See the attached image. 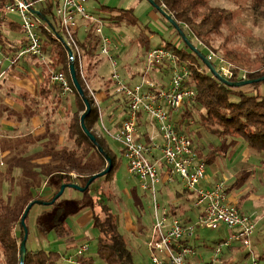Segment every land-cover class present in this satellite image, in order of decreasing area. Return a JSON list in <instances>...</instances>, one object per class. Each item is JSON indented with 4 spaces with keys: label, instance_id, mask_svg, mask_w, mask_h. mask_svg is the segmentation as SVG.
Listing matches in <instances>:
<instances>
[{
    "label": "trees",
    "instance_id": "1",
    "mask_svg": "<svg viewBox=\"0 0 264 264\" xmlns=\"http://www.w3.org/2000/svg\"><path fill=\"white\" fill-rule=\"evenodd\" d=\"M9 1L10 0H0V13L3 14L4 7ZM153 1L159 7H162L163 5L165 6L164 11L167 12L179 24L181 30L187 36L191 44L193 43V41L196 43L195 47L206 58L208 57L210 51H214V53L220 54L219 50L214 47L216 38L224 39L223 43H221L220 45L221 48H225L228 44H230L231 38L224 37V31L226 30V28H228V31L230 32L234 30L235 35L240 34V32L235 28L236 26L234 24V11L225 7L214 6L209 2V0ZM230 1H233L236 4L235 0ZM248 1V9L252 11L254 17H264V0ZM55 11L56 4L51 2L37 14L41 20V23L39 25V33L43 42V50L45 54V60L39 61L42 64H46L47 58L51 60V62L49 61L48 65L54 64L56 66V68L51 73H46V76H44L46 81H52L53 75L57 73H62L67 77L72 89L71 93L64 94L62 88L58 84L56 85L59 86L60 93L63 97H75L77 111L72 113L70 110L67 114V118L69 120V139L73 141V149L71 151H65L63 154H58L60 157H62L66 164L64 166L54 168L55 171H58V174H56L57 176L54 175L53 180L59 181L57 183H60V185H71L69 182L71 173H79V178H82L86 185L94 175L90 172L89 176H84L85 171H94L93 173L103 172V170L99 169L100 167L94 168V156H98L102 161V164L106 165L107 169L108 163L105 158V155H107L111 159L112 169L103 177L106 179L105 181L109 182L111 180L112 174L117 167V162L116 158L111 155L110 150L107 148L105 140L99 137L95 131V127L98 124L101 115L99 111V103L97 104L91 95V92L94 93L91 86L92 80H95L97 82H100V85L104 88L103 90L105 92H108L110 91L111 86L115 85V83L112 79L106 82L105 79L101 78L97 73V70L102 63V58L106 59L103 56L99 57L97 55V51L100 45V38L96 34L97 25H90L86 27L84 23H81L79 29L75 32V38L82 55L84 78L80 73L79 59L76 56L74 59V67L77 80L84 91L83 97L78 92L72 81L70 73L71 60L69 49L61 40L62 38H60L59 36L60 34L56 26L58 22H56ZM99 11L100 12L97 13V17L103 22L104 25L107 26L119 27L123 25L122 23H124L125 21H129L130 23L133 22V20L128 17L129 15H134L133 10H116L115 8L102 6ZM114 12L119 13V15L113 14ZM51 16L54 22L50 21ZM14 25L15 24L13 22H4L3 27L9 26L11 28V26ZM82 26L84 27L85 32V39L83 40H81L79 36V32ZM15 28L16 31L22 32L23 34L20 24L18 26L16 25ZM178 35L180 34L178 33ZM184 44L185 48L183 49L178 48L177 46H174L172 44L166 45L165 48L174 53L178 57L179 63L188 69L189 76L186 86L195 92V100L185 103L181 112L175 115L174 121L177 125V130L180 133L187 135L192 140L196 158L200 161L205 162L207 166V164L212 161V157L220 155L218 150L215 153L210 152L205 157L202 156V151L197 148L198 142L196 145L193 138L195 136V139H198L199 141L202 136V131L207 132L208 134L222 140V145L229 141L237 142L241 140L254 153L258 154L259 156L264 155V81L261 80L256 82V80L264 77V63L262 68L255 71L247 70L243 75H239L237 73L233 74L232 77L225 78L229 82L233 83L247 80H252L255 82L240 88L230 87L224 83H221L209 71V69L199 58V56L195 54L185 42ZM24 46L25 40H23L20 50H22ZM0 47L6 55V51H8L9 48H7V45L4 44L3 40H0ZM188 48L191 51H189ZM20 50H17L18 52L13 56V58L18 55ZM118 54L116 55L117 58H119ZM226 54L227 56L221 54L222 58L219 55H216L218 56V58L223 59L226 64L231 63V65L237 66L238 68L232 67V70L234 72L239 70V68L242 66V63H245V60L234 51H227ZM31 59L38 60L36 58ZM261 60L264 61V56L261 58ZM216 62L218 63V59L214 62H211L214 67L218 66ZM201 68L204 70V72H201ZM161 69L158 70L162 71ZM100 91V89L95 90L96 93ZM95 96L97 98V95ZM123 98L127 103L124 115L125 118L127 114L128 101L124 96ZM85 99L88 100L91 106V112L85 119V125L89 132L96 137L97 144H95L86 135L81 126V116L87 111ZM138 122L139 129L148 125V121L145 118L144 114H140ZM142 137L148 139V134L146 132H143L142 134H140L139 138ZM98 147H101L104 152L101 153ZM90 164H92L93 167L88 168ZM168 173L169 175H171V177H179L178 175H172L169 169ZM1 177L2 174L0 173V178ZM99 178L100 177H98L97 179ZM136 178L138 179V177ZM179 178L182 179L181 177ZM97 179H95L92 184L87 189H85L84 192H82L86 197H88L91 186L96 182ZM185 191L190 192L195 196V203V193L187 189H185ZM225 192L227 194V189L225 190ZM145 193L148 194L149 192L145 191ZM149 194L152 196L151 193ZM53 200L54 198H52L49 202L41 201L45 203V205L51 207V211L49 213H43V215L39 217L37 228L44 235H48L49 233L54 232L59 238L69 240L71 232L67 220L72 215L71 210L63 204L60 205L58 202L60 199H57L54 203H52ZM38 201V199L26 201L24 203H22L23 201H17L14 204L10 205L4 200L0 199L1 264H20V247L25 236L24 227L21 223L22 217L27 207L31 203L34 204V207L36 204H38L36 203ZM84 203L85 201H75L74 206H76L75 208H77L76 210H78V212H80L84 207L87 206L91 207L94 210V224L99 231V236L96 241V253L102 263L136 264L133 260L132 252L128 247V242L119 230L118 220L116 215L113 213L112 208L102 200L99 202L98 206H95L94 204L90 206V203H85L84 205ZM97 207L99 208V211ZM101 214L103 215V218ZM166 215L168 216V214ZM28 216L25 220L26 226ZM168 217L175 218L173 216ZM15 225L20 226L21 237H18L15 233ZM183 241L181 242V244H183ZM50 250H27L24 264H62V258L67 260L66 258H64V254L62 256V253L55 250ZM70 264H95V262L93 257L87 256L85 253L81 256H75L74 263Z\"/></svg>",
    "mask_w": 264,
    "mask_h": 264
},
{
    "label": "rangeland",
    "instance_id": "2",
    "mask_svg": "<svg viewBox=\"0 0 264 264\" xmlns=\"http://www.w3.org/2000/svg\"><path fill=\"white\" fill-rule=\"evenodd\" d=\"M120 1L114 0L113 4L109 6L112 8H127L132 6L134 17L132 15H129L128 17H130L133 22L130 23L129 21H125L122 23L123 25L119 27L104 25V33L111 38L119 39L122 44L121 57L117 58L118 71L122 83L129 84L131 81V73L134 72L137 77L134 79V82L137 84L141 82V76L145 70V54L149 50L158 47H165L168 44H172L183 49L185 48V44L182 37L178 35L176 28L147 0H135L134 3H132V0H129L128 3H126L127 0H122L123 2L118 5ZM235 1L236 4L230 0H209V2L214 6L225 7L234 11L235 28L240 32V34L235 35L234 30L230 32L228 31V28H226L224 31V37L231 38L230 44H228L225 48H221L220 45L223 43L224 39L216 38L214 47L219 50L220 54H216L220 57L222 56L221 54L227 56V51H234L241 56L245 60V63H242V66L240 65L242 68L240 67L239 70L235 72L232 68L231 70L232 73L234 72L233 74L238 73L239 75H243L247 70L255 71L263 66L264 61H262L261 58L264 56V17H254L252 11L248 9V0ZM103 5L104 0H91L86 3L85 7L87 11L90 9V12L97 14V12H100L99 9ZM2 16L3 14L1 13L0 18ZM10 17H14L19 21L16 16ZM50 21L54 22L52 16L50 17ZM56 26L58 30V23ZM59 31L62 34L60 24ZM84 33V31L80 30L79 36L81 40L85 39ZM192 45L195 46L196 43L193 41ZM189 51L191 50L189 49ZM97 55L99 57L101 56L99 51H97ZM228 64L231 65V63ZM231 66H233V68H238L234 65ZM42 67H44V64L40 63V69ZM42 70H39V72H42ZM161 70L162 71H152L149 79L163 86L168 85L173 77L172 70L169 67H163ZM200 70H202L201 72H204L202 68ZM98 74L100 77L104 78L106 82L112 79L113 70L111 68V63L107 59L102 58ZM93 83L92 86L94 87L91 86V88L95 95H97L95 90L99 84L97 81H93ZM104 94L107 99H105L102 94L97 96L101 118L96 127L98 129V134H100L99 136L105 140L111 155L116 158L117 167L109 182L105 181L106 179L104 177H100L96 180V182L91 186L88 197L81 192L83 195L82 198L75 200L69 195L70 190L75 189L66 188L58 202L60 205L63 204L71 210V218L69 217L68 220H70H67L68 226L71 227V219L75 218L72 216L79 213L78 210H76L77 208H75L76 206H74L75 201H85V203H90V206L92 204L98 206L101 200L104 201L112 208L113 213L117 217L119 230L128 242V247L132 252L134 262L136 264H152L151 254L148 249V242L152 238L154 229V200L149 193L146 194L141 188L140 181L136 177L130 175L128 171V163L126 159L121 156L123 147L113 137V134L117 132V130H114L113 125L119 122L122 116L124 117L127 103L123 96L116 94L115 85L111 86L110 91H104ZM75 101V97L70 96V107L72 113L77 111ZM103 123L105 127L106 125L109 127L110 134L103 129ZM68 124L69 123H67V125ZM141 129L142 132H146L147 130L146 127ZM148 130L153 132L154 136L158 135L155 129L149 127ZM68 135L69 131H66V138H69ZM159 138L160 137L157 138L158 144H161V140ZM193 138L195 144L197 145L198 142L199 145H203L204 149L208 153H215L219 150L220 156L218 158L220 159L219 162L221 163V167H217L215 163H209L206 166V172H208L211 180L218 183L223 182L226 188L228 187L234 190V195L237 197V200L242 203L240 210L241 213L250 218L256 224V231L251 239V247H243L240 244H234L239 248L234 247V250H228L229 248L223 247L221 248V254L218 257L215 256L212 249L218 247V242L220 240L222 241L228 239L232 234V230H229L225 226H221L217 230L197 227L193 238L195 240L193 242V247L196 252V264H251L253 260H256L258 264H264V177L261 176L260 171L255 173L256 175L252 176L253 178L251 177L253 174L250 173H247L244 176V172L254 170L258 167V165H261L260 159H264V156L262 155L260 159L254 156L250 161L246 162L244 161L245 156L242 155L244 151L243 148H238L233 151L232 147L228 148L227 146L228 149L226 153V148L224 144L222 145V140L203 131L199 141L198 139H195V136ZM227 144H230V141L227 142ZM205 150L204 152L206 153ZM93 164L94 168L100 167L99 169L103 171L106 169V165H103L100 158L96 155L94 156ZM90 167H93L92 164L88 166V168ZM4 169L5 167H0V171H3ZM90 172L94 176L99 174L93 173L94 171L87 170L85 171L84 176H89ZM238 174L239 178H237ZM53 177L54 176L51 177V182L54 186V193H52V196L55 198V196L59 194L62 185L57 183L59 181L53 180ZM174 177L177 176H173V178ZM49 182L50 181L47 183ZM69 182L70 184H76L83 188L88 184L87 183L85 185L83 179L79 178V173L71 174ZM178 182L180 183L179 177H177V181H175L172 185L165 187L162 184L158 187L156 200L161 209L160 216H162V214L166 215L173 209H178V207H181L183 211H187L189 212L188 214L192 215V212H190L192 210L191 204L186 201L185 197L178 194L180 191L181 193L183 192L182 186ZM3 183L5 184L6 182L0 181V189L4 186ZM5 186V189H8L6 193L10 194L9 191L11 185L8 184ZM15 189L16 185L14 186V191ZM12 194H10L11 197H13ZM183 194L184 193H182V195ZM1 196L0 192V199L2 198ZM47 199L50 198H46V201L44 202H49L52 198L50 200ZM11 201L13 203L7 200L5 202L10 205L14 204L15 200L13 198ZM97 209L99 211L98 207ZM50 211L45 213H49ZM42 215L43 214L40 216ZM177 215L180 219L185 218V216L182 217L180 213ZM101 216L103 218L102 214ZM71 224L73 226V221ZM14 227L17 236L21 237L20 226L15 225ZM48 238V241L51 244H54V238L56 239L57 237H55L52 233V235ZM65 242L66 240H62V242L56 243V245L50 248V251H59L58 244H65ZM26 247L27 250H29L27 245ZM96 249V241L91 242V253L95 264H103L97 256ZM62 264L70 263L62 258Z\"/></svg>",
    "mask_w": 264,
    "mask_h": 264
},
{
    "label": "built area",
    "instance_id": "3",
    "mask_svg": "<svg viewBox=\"0 0 264 264\" xmlns=\"http://www.w3.org/2000/svg\"><path fill=\"white\" fill-rule=\"evenodd\" d=\"M90 0H56V19L62 30L59 31L61 40L71 52L70 60L74 64L75 56L79 59L80 73L84 78L82 55L75 38V32L81 23L86 27L97 25L96 34L100 38L99 53L110 63L113 70L112 80L116 86V93L123 95L128 101L126 117L121 127L113 134L114 139L123 147V156L128 163V171L138 177L141 188L152 194L155 208V226L153 237L148 243L152 264H187L189 256L195 255V249L181 244L186 238L195 235L197 227L217 230L221 226L232 230L228 239L222 240L215 248L214 254L218 257L221 248H231L234 244L251 247V239L256 231V224L244 216L236 205L228 203L223 182L215 184L210 189L201 187L206 179V164L196 158L192 140L177 130L174 117L183 109L185 103L195 100V92L186 86L188 69L179 63L178 57L165 47L151 49L145 56V70L140 83L123 84L118 71L116 55L120 52L122 44L119 39H114L104 33V24L96 16L89 13L86 3ZM163 10L165 6L161 7ZM34 4L27 0H10L4 7L3 18L0 22V33L4 22L9 16H16L23 31L25 46L15 58L10 59L13 66L24 58L45 60L43 42L39 33L41 23ZM0 67L8 59L0 47ZM207 59L214 62L218 59L217 72L223 78L233 76L231 68L216 53L210 51ZM229 66V67H227ZM169 67L173 77L168 85H160L149 79L152 71ZM227 67V68H226ZM233 69V68H232ZM52 82L58 84L64 94L72 92L67 77L62 73L54 74ZM92 97L97 102L93 92ZM144 114L149 127L156 130L161 139V144L155 137H150L148 142L137 139L140 136L139 116ZM103 129L109 133L104 126ZM110 134V133H109ZM159 151L161 158L172 175H178L184 181L187 190L196 195L195 207L201 212L194 223L184 224L177 218L167 215L159 216L160 206L157 204V186L161 182L158 171V161H152L154 152ZM89 244L84 243L79 248L77 256L85 254ZM73 260L71 263H74ZM251 264H258L253 260Z\"/></svg>",
    "mask_w": 264,
    "mask_h": 264
},
{
    "label": "crops",
    "instance_id": "4",
    "mask_svg": "<svg viewBox=\"0 0 264 264\" xmlns=\"http://www.w3.org/2000/svg\"><path fill=\"white\" fill-rule=\"evenodd\" d=\"M27 1L34 4V8L37 12L41 11L49 3L56 2V0ZM132 1L131 2L134 3L135 0ZM113 2L114 0H104L103 6L110 7L109 5L113 4ZM122 2L123 1L121 0L118 5ZM128 2L129 0L126 1V3ZM113 8L116 10H133L132 6L127 8ZM88 12L97 16L96 13L90 12V9ZM113 14L119 15L117 12H114ZM2 18L3 16L0 18V22ZM8 22H13L15 25L11 26V28L9 26L3 27L2 32L0 33V40H3L4 44L7 45V48H9V50L6 51L8 59H5L4 64L0 67V167H5L3 171H0L2 174L0 181L6 182L5 184L3 183L4 186L0 189L2 195L1 199L4 201L7 200L11 203H13L11 201L12 198L15 200L14 203L22 200H24L23 202H26L35 199H38L39 202H41L46 201V198H53L52 193H54V186L50 182L51 177L58 173L54 168H58L66 164L62 157L58 154H63L65 151H71L73 149V141L66 138V131L69 130L67 125V114L71 110L70 98L62 96L59 86H57L56 83L51 80H45L44 76H46V73H51L56 68L54 64L48 65L51 60L46 58V64H44V67L41 69V62L31 58H24L13 66L10 64V59H12L18 52L17 50H20L24 36L22 32L16 31L15 27L16 25H19V21L17 19L9 16V20L5 23ZM83 26L80 29L82 31H84ZM121 53L122 52L120 51L118 57H121ZM39 70H42V72H39ZM130 77L131 81L129 84H135L134 79L137 78L136 74L132 72ZM97 83L99 86L96 87V89L101 90L97 93V96L99 94L104 96V88L101 87L100 82ZM105 99H107V97H105ZM123 118L124 117L122 116L120 118L121 120L113 125L114 130H118L120 128ZM105 128L109 130L107 125ZM146 128L148 139L143 137L139 138V136L137 139L148 142L150 137H155L156 142H158L157 138L159 136H154V133L148 130V125H146ZM95 131L99 136L100 134H98L97 127H95ZM142 133V129L140 128V134ZM224 146L226 148V153L229 147H232L233 151L238 148H243L244 151L242 155L245 156L244 161L246 162L250 161L254 156L258 159L261 158V156L254 153L241 140L237 142H230V144L224 143ZM197 148L202 151V156L205 157L209 154L204 149L203 145L201 146L198 144ZM122 152L123 150L121 153ZM121 156L124 158L123 153ZM219 156L220 155L212 157V161L210 163H215L217 167H221V163L219 162L220 159L218 158ZM160 158V152L155 151L152 161H158L157 166L162 179L158 187L162 184L166 187L174 184V182L177 181V177L173 178L169 175L167 166H165L163 162H159ZM260 160L261 165H258V167L254 170L244 172V176L247 173H250L253 174L251 175L252 177L256 175L255 173L260 171L261 176L264 177V159ZM237 178H239V174ZM48 181L50 182L47 183ZM217 183L218 182L211 180L208 172H206V179L201 183V186L204 189H210ZM8 184L11 185L9 192L10 194L13 193V197L6 193L8 189H5V185ZM179 184L182 186V193L184 194L182 195L181 191L178 192V194L185 197L186 201L191 204L192 210L190 212H192V215L188 214L189 212L187 211H183L181 207H178V209H173L170 213H168V216L180 219L177 215L180 213L182 217L185 216V218L180 219L182 222L185 224L193 223L196 221L201 211L195 207V196L192 193L185 191L186 188L182 179H180ZM15 185L16 189L14 191ZM226 189L228 203L236 205L239 210H241L242 203L237 200V197L234 195V190L228 187ZM69 195L75 200H79L83 196L81 192L76 190H70ZM50 208L51 207L45 204H36L32 208L27 219L29 231L27 241L28 249L31 251H48L52 246L56 245V243L66 240L67 243L58 244V252L64 254V258L67 259V262L71 263L75 260V255L84 243L89 244V250L86 252V255L93 257L91 253V242L97 241L99 236V231L94 224V210L88 206L83 208L78 214L72 216L75 218H72L70 222L71 227L69 226V229L71 236L68 240L59 238L54 232L44 235L38 230L37 221L39 216L47 211H50ZM72 221L73 226L71 224ZM52 233L55 237H57L56 239L54 238V244H51L48 241V237H50ZM194 236L192 238H186L183 241V245L193 247V242L195 241L193 239ZM234 247L238 248L237 245H234L228 250H234ZM214 250L215 249H212L213 252ZM187 264H196V255L188 257Z\"/></svg>",
    "mask_w": 264,
    "mask_h": 264
},
{
    "label": "water",
    "instance_id": "5",
    "mask_svg": "<svg viewBox=\"0 0 264 264\" xmlns=\"http://www.w3.org/2000/svg\"><path fill=\"white\" fill-rule=\"evenodd\" d=\"M158 11H160L168 20L169 22L176 28V30L178 31V33L180 34V36L182 37L183 41L188 45V47L195 53L199 56V58L203 61V63L206 65V67L209 69V71L221 82V83H224L230 87H235V88H240V87H244V86H247V85H250L252 84L253 82L255 81H252V80H247V81H242V82H236V83H233V82H229L228 80H226L225 78H223L218 72L217 70L215 69V67L213 66V64L204 56L202 55L199 50L191 44V42L188 40L187 36L184 34V32L181 30L179 24L167 13L165 12L161 7H159L153 0H148ZM38 14V12H36ZM69 55H71V52L69 51ZM70 73H71V77H72V81L76 87V89L78 90V92L81 94V96L84 97V91L81 87V85L79 84L78 80H77V77H76V71H75V67H74V64L71 63L70 65ZM263 80L264 81V77L259 79V80H256V82L258 81H261ZM85 104H86V108H87V111L81 116V126L83 128V130L85 131L86 135L95 143L97 144V141H96V137L91 134L89 132V130L87 129L86 125H85V119L86 117L88 116V114L91 112V106H90V103L88 102L87 99H85ZM99 151L101 153H103V149L101 147H98ZM105 158L107 160V163H108V168L106 170H104L103 172L93 176L91 178V180L88 182V184L86 185V187H80L76 184H71V185H62L61 187V190L59 192V194H57L54 198V200L52 201V203H54L57 199H59L66 188H71V189H75L79 192H84L85 189H87L91 184L92 182L97 179L98 177H103L104 175H106L107 173H109L112 169V162H111V159L105 155ZM38 204H45L43 202H36ZM33 203H31L23 217H22V226L24 227V231H25V236H24V240L22 241L21 243V247H20V264H24V260H25V255L27 254V241H28V234H29V231H28V228L26 226V223H25V220L31 210V208L33 207Z\"/></svg>",
    "mask_w": 264,
    "mask_h": 264
}]
</instances>
